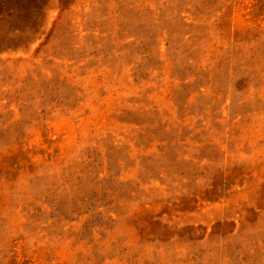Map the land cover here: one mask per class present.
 Listing matches in <instances>:
<instances>
[{
	"label": "rangeland",
	"instance_id": "rangeland-1",
	"mask_svg": "<svg viewBox=\"0 0 264 264\" xmlns=\"http://www.w3.org/2000/svg\"><path fill=\"white\" fill-rule=\"evenodd\" d=\"M0 264H264V0H0Z\"/></svg>",
	"mask_w": 264,
	"mask_h": 264
}]
</instances>
